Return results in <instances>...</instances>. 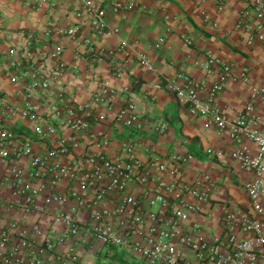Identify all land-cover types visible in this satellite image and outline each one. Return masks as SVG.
Instances as JSON below:
<instances>
[{"label":"crops","instance_id":"obj_1","mask_svg":"<svg viewBox=\"0 0 264 264\" xmlns=\"http://www.w3.org/2000/svg\"><path fill=\"white\" fill-rule=\"evenodd\" d=\"M99 1L106 8L108 27L115 30L110 36L92 35L89 19H77L75 13L82 8L78 0H0V129L14 135L4 145L8 159L25 141L30 148L15 165L0 162V179L6 181L0 186V232L5 231L9 239L0 251V264H27L43 243L52 216L66 215L74 207V202L61 207L49 201L46 177L53 161L65 166L76 160L88 168L86 158L100 136L109 140L104 154L113 162L122 158L121 143H136L139 170L146 174L153 156L161 160L171 155L192 156L180 167L179 183L193 185L199 174L206 173L213 187L204 213L191 216L181 227L194 241L211 242L222 236V205L250 208L243 186L253 175L241 171L231 155L239 149L254 152L255 146L250 142L233 144L227 129L205 128L207 117H195L179 107L171 83L178 75H185L211 85L221 72L219 66L209 63L213 60L236 69L246 68L247 81L227 80L212 107L232 122L246 104L253 102L252 116L264 121V95L251 97L254 89L264 86V23L253 12L255 3L260 1L264 13V0H131L136 9L127 13H113L110 4L130 0ZM73 26L77 28L73 37L60 35V29ZM85 39H90L89 45L84 44ZM57 49L60 51L55 56ZM144 60L149 69L143 65ZM57 62L62 63L64 70L52 81L53 95L46 97L31 87L28 73L34 71L45 78ZM101 91L113 94L109 108L97 107L96 112L103 116L101 123L95 121L97 113L91 111L84 114L89 131L75 133L64 126V109L71 105L74 116L80 117L83 112L78 107L86 106L91 96ZM57 92L64 93L63 102ZM127 103L134 105L138 127H123L114 120ZM56 106L62 116L52 114ZM25 108H30L36 119L21 117ZM216 152L221 153L219 158L214 155ZM35 159L48 161L41 168H33ZM14 168L20 171L18 180L11 174ZM154 179L151 170L145 183L131 182L129 190L140 197L155 188ZM165 181L169 183L172 178L166 174ZM23 186L28 191L19 193ZM71 188H78L76 181L63 180L53 195L67 194ZM176 190L162 191L171 205L176 202ZM184 198L191 201L188 195ZM27 199L37 207L30 208ZM87 216L86 211L77 213L80 220ZM60 231L62 228L58 227L57 232ZM21 240L28 243L26 248L20 247ZM71 243L68 238L56 246L53 255L44 254V263L139 264L121 249L92 247V241L85 247ZM176 249L187 259L193 257V252L182 245ZM68 250L77 256L76 263L54 260L53 256L59 257Z\"/></svg>","mask_w":264,"mask_h":264},{"label":"built area","instance_id":"obj_2","mask_svg":"<svg viewBox=\"0 0 264 264\" xmlns=\"http://www.w3.org/2000/svg\"><path fill=\"white\" fill-rule=\"evenodd\" d=\"M78 1L82 8L75 13V16L81 22L86 17L89 19L92 35L110 36L115 32L106 23V8L100 1ZM110 7L113 13H127L136 9V4L130 0L113 2ZM253 12L264 23L262 2L255 3ZM76 30V26H73L60 29L59 33L73 37ZM162 43L163 41L160 40L159 44ZM84 44L89 45L90 39H85ZM59 51V49L56 50L55 56ZM142 63L147 69L150 68L147 60ZM209 63L220 67L221 72L216 82L208 86L188 76L178 75L176 81L171 83V91L175 101L184 111L195 117H207L204 123L205 128L210 129L215 126L218 130L227 129L229 139L233 144L240 146L245 142H250L255 146L254 152L239 149L231 155L232 161L241 171L253 175L252 180L243 186L250 208L243 210L233 208L229 204L222 205L219 220L223 229L222 236L211 242L194 241L183 233L181 227L191 216L204 213V207L210 205L213 187L206 173L199 174L193 185L179 183L180 167L190 161L192 156L171 155L166 160L153 156L147 165L149 172L146 174L139 170L136 143L129 140L121 143L119 149L122 158L113 162L104 154L109 140L106 136H100L101 138L98 137V140L93 143L94 151L86 158L88 168H84L83 164L76 160H72L65 166H61L59 161H53L49 176L46 177L45 190L50 193L48 199L57 202L61 207L74 202V207L66 215L52 216L43 243L37 249L36 254L29 257L27 264H45L44 254L45 256L50 253L53 255L56 246L68 238L72 240V246L85 247L92 241L94 242L92 247L99 245L104 248L121 249L139 264H264V121L252 116L253 102L246 104L239 118L232 122L226 121L218 110L212 107L213 101L221 93L227 80L247 81L248 70L246 68L236 69L218 60L209 61ZM63 70L62 63L57 62L56 68L45 78L30 71L28 74L32 78L31 87L39 89L45 93L46 97L52 96V81ZM105 92L93 94L86 106L78 107L83 112L80 117L74 116V108L71 105L63 110L64 115L57 106L52 108V114L55 117L63 115L64 126L69 127L75 133L89 131V123L84 114H91V111L96 112L99 106L109 108L113 103L112 92ZM63 94V92H57V97L61 102L64 101ZM256 94L264 95V86L254 89L251 97ZM21 117L36 119L30 108L23 109ZM94 117L98 123L103 121L100 113ZM114 120L127 128L139 126L138 114L132 103H127L119 109ZM36 133L40 134L41 130L36 128ZM13 136L10 131L0 129V162L5 161L8 165H15L17 160L30 152L29 144L25 141L8 159L4 145ZM207 153L212 154L213 152L207 151ZM214 155L219 158L221 153L216 152ZM47 161V159H35L31 167L41 168L46 165ZM151 170L155 174V188L136 197L129 190V184L134 181L139 184L145 183L150 177ZM11 174L15 180L20 177V171L15 168L11 170ZM166 174L172 178L169 183L165 181ZM63 180H75L78 188L76 190L71 188L67 194L56 197L53 191ZM5 182L4 179H0V186H3ZM163 190L178 192L174 204L168 203L162 193ZM26 191L28 187L23 186L19 193ZM185 195L190 196L191 201L185 200ZM26 203L32 209L37 207L31 200L27 199ZM154 207L157 211H152ZM80 211L88 212L85 220L78 219L77 213ZM58 227L62 228V231L57 232ZM21 237H24V234ZM8 242L7 233L1 231L0 251L7 246ZM19 245L21 248H26L28 243L21 240ZM177 245H182L192 251L193 257L187 259L176 249ZM53 257L54 260L58 259L63 263L77 262V256L72 253V250L64 252L59 257Z\"/></svg>","mask_w":264,"mask_h":264}]
</instances>
